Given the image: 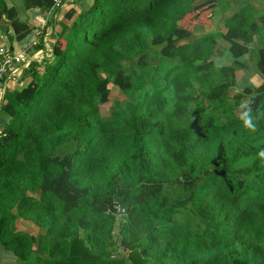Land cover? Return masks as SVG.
<instances>
[{
  "label": "trees",
  "instance_id": "obj_1",
  "mask_svg": "<svg viewBox=\"0 0 264 264\" xmlns=\"http://www.w3.org/2000/svg\"><path fill=\"white\" fill-rule=\"evenodd\" d=\"M20 2L82 9L66 10L44 70L33 61L32 80L3 95L0 246L16 264H264V81H250L264 72V10ZM209 4L221 25L196 36L183 23ZM20 5L0 0V28L25 47L45 31ZM23 47L10 52L33 53ZM139 81L128 113L111 108L112 86L130 96Z\"/></svg>",
  "mask_w": 264,
  "mask_h": 264
},
{
  "label": "rangeland",
  "instance_id": "obj_2",
  "mask_svg": "<svg viewBox=\"0 0 264 264\" xmlns=\"http://www.w3.org/2000/svg\"><path fill=\"white\" fill-rule=\"evenodd\" d=\"M9 1H10V3H13L14 2L15 5H17L19 3L21 4L19 6V9L21 10L20 16L22 15L21 18L22 19H25L26 16H27V14H29V12H30L31 9H26L24 7L23 3L20 2V0H17V1L16 0L15 1L9 0ZM74 5H75L74 7H71V5L70 6L67 5L65 7L66 9H64V10H67V9H69L71 7L70 9L76 10L75 12L77 14L80 11V9H82V5H79V4H74ZM212 6H213V4H211V5L209 4V5H206L205 7H202V10L201 11H198L197 10V12H200L201 13L200 14V17L198 19L194 16V14H189L188 17H187V19L184 21L183 24L185 26H187L189 29H192L193 28V31L195 33H204L206 26L199 27L197 24H199V22H202V25H210V24H212V18L214 19V17H215V16L214 17L212 16V10H211L212 9ZM32 10L35 11V9H32ZM61 10H63V9H58L59 14H58V19L56 20L57 21L56 22V26L55 25L47 26V24H44V25H42V26L39 27V30L42 31V28H43V31H45L44 34H43V36H42V41H43V37L46 34V30L47 29H51L52 32H53V34L55 35L56 32L59 33L61 30H63V27H65L66 24H70L71 20L68 19V18H64V16L62 17ZM31 18L29 17L28 20L32 22ZM216 20H218V18H216ZM9 23H10L9 21L8 22H5L6 25L7 24L9 25ZM34 23H36V22H34ZM8 25H7L8 30H10L11 33L14 34V31L12 29H10L11 26H8ZM36 25L37 24H34V27ZM212 25L214 26V28H215V26H219V24L217 22H214ZM212 25H210V26H212ZM3 26H4V24H3ZM32 33L35 34V30ZM0 34H2L4 37L5 36H9V35H7V33H4L1 30V28H0ZM39 38L40 37H37V40ZM12 45H13V43L12 42H8L7 40L6 41H3L2 43L0 42V47H8V48H10ZM17 47H18L17 48V51H18L19 48L20 47H23V46L19 45ZM34 47H35L34 44H30V45L27 44L25 47L22 48V50H24L26 48H33V53H32V50L27 51V55H30L31 53L32 54H36L38 50L44 48V46H40L37 49H34ZM53 50H54L53 48L51 50H49L48 51V54L41 61H39V62L38 61H35V62L41 64V67H40L41 68L40 69L41 72L45 68L44 65H43V62L45 60H49L50 61L51 59L54 58ZM157 50H159V46L154 47L151 50V53H156ZM42 54H43V50H42ZM40 55H41V53H40ZM27 57H29V56H27ZM226 62H227L226 60L221 61V63H226ZM153 63L155 64L154 61H153ZM128 64H130V61L129 60H126V65H128ZM24 73H25V70L22 72V74H21V76L19 78H21L24 75ZM27 77H29V76L26 75V77L23 80L22 86L25 85V84H27V81H28L27 80ZM254 81H255V79H254ZM141 82L144 83L143 81H141ZM141 82L139 81L137 83V87H136V89L139 90V92L138 91L133 92L130 96H124V95H122L121 92H120V90L116 86L115 87L112 86L113 87V92H112V95L111 96H112V99L113 100L111 101V104H110L111 108H114V109L115 108H119V110H121L123 112V114L128 113L129 107L133 104L134 101L138 100L137 98L140 97V93H142L143 90L145 89L144 86H143V84ZM3 255H9L11 257L4 256V258L2 260ZM0 264H15V258L12 257L11 252L6 251L2 247H0Z\"/></svg>",
  "mask_w": 264,
  "mask_h": 264
},
{
  "label": "built area",
  "instance_id": "obj_3",
  "mask_svg": "<svg viewBox=\"0 0 264 264\" xmlns=\"http://www.w3.org/2000/svg\"><path fill=\"white\" fill-rule=\"evenodd\" d=\"M71 1L73 0H55V5L57 7L65 6ZM52 35V30L47 29L43 41L40 38L38 40L36 39L33 42L34 46L41 44L44 48L38 50L36 54H31L29 57H27L26 50L14 54L10 52V48L0 47V54L3 55V61L0 64V96L4 95L9 84L18 80L22 72L30 67L33 61L39 62L48 54V51L53 48Z\"/></svg>",
  "mask_w": 264,
  "mask_h": 264
},
{
  "label": "crops",
  "instance_id": "obj_4",
  "mask_svg": "<svg viewBox=\"0 0 264 264\" xmlns=\"http://www.w3.org/2000/svg\"><path fill=\"white\" fill-rule=\"evenodd\" d=\"M73 1H71V2H73ZM236 1L237 0H233V5L234 6H236V4L238 3ZM245 1L248 2L249 4L251 3L252 5H254L255 7L259 8V9L264 10V1H260V0H245ZM71 2H69L68 4H70ZM74 6H75L74 4L71 5V7H74ZM34 9H35V11H33L31 9L30 12H29V14H27V18H29V17L31 18L32 17L31 18L32 25L37 24L35 27H37V26L40 27V26H42L44 24H47V26H51V25H55L56 26V22H57L56 20L58 19V14H59V12L57 10H55L54 8L51 9V10H49V9H39V8H34ZM62 9L64 10L66 8L64 7ZM63 10H61L62 17L65 15V12H66V10H64V11ZM230 12H231V9H229V11L227 12V14L230 13ZM216 18H218V20L221 19L220 16L219 17H214V19L212 20V24L214 22H217L218 23V20H216ZM34 22H36V23H34ZM221 22H222V20L218 24L221 25ZM212 24H210V25H212ZM197 25L200 26L199 24H197ZM204 26H207V25H204ZM204 26H201V27H204ZM10 33H11V31H10ZM195 35L197 36V35H199V33H195ZM260 38H261L260 35L257 36L256 41H255L256 42L255 43V48H257V49L261 46V40H259ZM5 39L8 42H11V41L8 40V36H5L4 37L2 34H0V42L2 43L3 41H6ZM12 43H13V45L16 48H18L17 46L20 45L18 42H16V40L15 41H12ZM262 44H263V42H262ZM255 48H253V49H255ZM253 52H254V50H253ZM255 55H257L256 52H255ZM245 57L249 59V55H246ZM242 75H243V71H240V76H242ZM24 76L26 77V75H24ZM24 76H22L21 78H19L15 82H12V84L10 86L11 90H9V91H14V90L20 89L22 87L23 80L25 78ZM254 79H255V81L257 83L254 81ZM27 80H28L27 83L30 82L32 80V77L31 76L27 77ZM250 81L253 84H255L256 86H259L264 81V72H263V75H260V73H256L254 76L251 77ZM2 98H3V101H2ZM5 100H8L7 99V96H6V98H5V96L4 97L3 96H0V102L2 101V103L0 104V108H1V106H2V104H3V102ZM29 230H33V228L32 227H29ZM0 247H2V246H0ZM6 251H9V250H6ZM9 252H11L12 257L15 258V264H16V256L14 255V253L12 251H9ZM4 256L11 257L9 255H3L2 260H3Z\"/></svg>",
  "mask_w": 264,
  "mask_h": 264
},
{
  "label": "clouds",
  "instance_id": "obj_5",
  "mask_svg": "<svg viewBox=\"0 0 264 264\" xmlns=\"http://www.w3.org/2000/svg\"><path fill=\"white\" fill-rule=\"evenodd\" d=\"M245 124H246V126L252 127V125L250 124V122L247 121V120H245ZM260 155H261L262 157H264V152H261Z\"/></svg>",
  "mask_w": 264,
  "mask_h": 264
},
{
  "label": "water",
  "instance_id": "obj_6",
  "mask_svg": "<svg viewBox=\"0 0 264 264\" xmlns=\"http://www.w3.org/2000/svg\"><path fill=\"white\" fill-rule=\"evenodd\" d=\"M128 211V208H123L122 209V213H125V212H127Z\"/></svg>",
  "mask_w": 264,
  "mask_h": 264
}]
</instances>
